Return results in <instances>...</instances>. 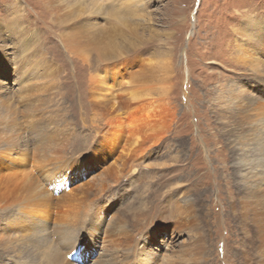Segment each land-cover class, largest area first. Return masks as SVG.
<instances>
[{"label": "rangeland", "instance_id": "1", "mask_svg": "<svg viewBox=\"0 0 264 264\" xmlns=\"http://www.w3.org/2000/svg\"><path fill=\"white\" fill-rule=\"evenodd\" d=\"M251 22L264 63V0H0V168L38 164L30 179L57 178L76 221L65 246L55 199L33 216L19 207L31 180L0 178V264H264V200L239 175L215 101L227 87L263 97L258 76L228 61ZM104 74L130 83L109 89L111 117L148 106L141 131L165 122L113 179L122 154L97 99ZM162 80V97L128 94Z\"/></svg>", "mask_w": 264, "mask_h": 264}, {"label": "bare ground", "instance_id": "2", "mask_svg": "<svg viewBox=\"0 0 264 264\" xmlns=\"http://www.w3.org/2000/svg\"><path fill=\"white\" fill-rule=\"evenodd\" d=\"M249 25L253 26V23L251 22ZM241 30L244 32L243 28H240V30L238 29L240 35L242 36L244 34L246 37L243 39L247 42L248 48L243 47V44L240 45L239 40H237V48L234 50L235 54L230 57L228 61L233 67L246 65L250 68L252 73H254L253 75L256 74L258 76L259 85L254 87V89L256 93L263 97L250 98L248 94L242 90L240 91L235 88L227 87V89L218 92L215 101L219 104L222 101V108H220L221 111H224V113L222 112L223 118L226 119L224 123H227L230 127V131L234 134V141L239 145L238 148H241L237 160V164L240 166L239 175L243 178L246 188L251 190L252 198L255 201H261L264 200V63L259 59L260 56H257L252 50L253 47L255 48L257 45L261 44L257 39L251 37V34L258 31L257 27L253 26L252 31L250 28H247L244 33H241ZM113 74L115 73L112 72L108 76H113ZM109 78L110 77H107L105 74L98 75V77L95 78V85L99 86V89H97L96 92L98 96L97 99L102 101L100 108L105 110L103 118L107 123V126H109L108 129H112V131H108L106 135L112 142L115 141L116 143L114 152L117 151V154H122V157L115 161H119L120 164H115L114 162L108 166V171L111 172V177L113 179V176L115 178L118 174L123 173L124 169L131 168V165L129 166L124 163L126 159L132 155L136 146L140 145V143L157 140L158 133L162 132L165 128V122L162 121L161 125H158L155 129L152 127L141 131L139 126L135 124L139 123L141 120H146L149 117L151 108L149 109L148 106L135 107V109H129L123 114L111 117V109H113L117 103L115 97L110 101L111 103L105 100L106 96L111 92L109 89H113L115 84V82L112 83ZM116 81L118 86H121L122 84H128L129 86L130 84L127 79L121 77H118ZM163 82L164 80H162L160 85H156L154 82L133 85L128 88V94L134 98L148 95H151V97H162V95H166V88L163 85ZM151 103L154 104V102ZM121 109L122 107H119V110ZM11 150L12 149H8L7 151ZM15 152L20 154L19 162L25 160V154L28 155L27 148H20ZM110 157L112 156H108L109 163L111 162ZM24 164L25 161H22L20 164L4 165L2 170L0 168V178L5 179L6 182L12 184L17 183L18 180L24 177L30 179L29 175L32 172L31 169H39L38 164H33L25 171L19 168L25 166ZM52 176L53 175H42L41 173L39 178L32 177L33 179H30L31 182L29 183V186L25 189V194L20 197L19 207L24 212L28 211L26 207H36V211L31 210L33 214L35 213L33 216H36L38 213L42 215L46 212L44 206H50L49 201L55 199V232H63V234H67L66 236H62L61 234L62 237L59 236V241L66 246L69 245L72 241V235L75 234L73 230L74 225L72 223L76 222L73 219L67 218L66 208H68L69 213L74 204L72 203L70 193L65 195L60 194L59 196L53 194V192L55 193V191H58L55 188V184L59 180ZM31 203L33 204L30 205ZM29 212L30 211H28V213ZM36 219H39V222H37L35 226L41 223H43V225L46 224L45 220L40 216ZM149 255L151 256V254Z\"/></svg>", "mask_w": 264, "mask_h": 264}]
</instances>
